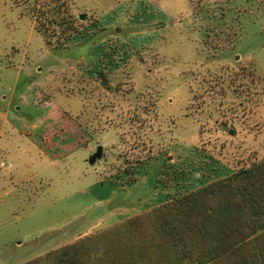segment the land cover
Instances as JSON below:
<instances>
[{
  "label": "rangeland",
  "instance_id": "rangeland-1",
  "mask_svg": "<svg viewBox=\"0 0 264 264\" xmlns=\"http://www.w3.org/2000/svg\"><path fill=\"white\" fill-rule=\"evenodd\" d=\"M43 1L0 0V264L264 159V0H70L56 50Z\"/></svg>",
  "mask_w": 264,
  "mask_h": 264
},
{
  "label": "trees",
  "instance_id": "trees-1",
  "mask_svg": "<svg viewBox=\"0 0 264 264\" xmlns=\"http://www.w3.org/2000/svg\"><path fill=\"white\" fill-rule=\"evenodd\" d=\"M32 11L50 50L88 29L79 22L83 16L72 13L70 0H44ZM126 172L133 174L131 168ZM185 263L264 264V159L24 264Z\"/></svg>",
  "mask_w": 264,
  "mask_h": 264
},
{
  "label": "water",
  "instance_id": "water-1",
  "mask_svg": "<svg viewBox=\"0 0 264 264\" xmlns=\"http://www.w3.org/2000/svg\"><path fill=\"white\" fill-rule=\"evenodd\" d=\"M228 127H225L227 129ZM231 134L234 133V130L230 132ZM104 156V148L103 146H98L96 151L90 156L89 162L90 164L94 165L98 160H101Z\"/></svg>",
  "mask_w": 264,
  "mask_h": 264
},
{
  "label": "crops",
  "instance_id": "crops-1",
  "mask_svg": "<svg viewBox=\"0 0 264 264\" xmlns=\"http://www.w3.org/2000/svg\"><path fill=\"white\" fill-rule=\"evenodd\" d=\"M68 119V118H67ZM70 122H74V120H70ZM76 135H77V142L79 144H82V142L84 141L83 140V137L86 135L85 133H82V130L80 128V126H78L77 124V131H76ZM110 183H114L116 184L117 186H120L119 182H117L116 180H110L109 181ZM137 183H139L138 181L137 182H133L131 185H127V186H134L136 185ZM115 211V210H114ZM107 214V213H105Z\"/></svg>",
  "mask_w": 264,
  "mask_h": 264
}]
</instances>
